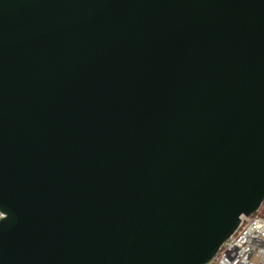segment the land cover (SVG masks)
<instances>
[{
  "label": "water",
  "instance_id": "obj_1",
  "mask_svg": "<svg viewBox=\"0 0 264 264\" xmlns=\"http://www.w3.org/2000/svg\"><path fill=\"white\" fill-rule=\"evenodd\" d=\"M264 203V0H0V264H205Z\"/></svg>",
  "mask_w": 264,
  "mask_h": 264
},
{
  "label": "built area",
  "instance_id": "obj_2",
  "mask_svg": "<svg viewBox=\"0 0 264 264\" xmlns=\"http://www.w3.org/2000/svg\"><path fill=\"white\" fill-rule=\"evenodd\" d=\"M205 264H264V215L242 216L236 231Z\"/></svg>",
  "mask_w": 264,
  "mask_h": 264
},
{
  "label": "rangeland",
  "instance_id": "obj_3",
  "mask_svg": "<svg viewBox=\"0 0 264 264\" xmlns=\"http://www.w3.org/2000/svg\"><path fill=\"white\" fill-rule=\"evenodd\" d=\"M262 211H264V208H262V209H259V210L257 211V214H259V215H261V216H262Z\"/></svg>",
  "mask_w": 264,
  "mask_h": 264
},
{
  "label": "trees",
  "instance_id": "obj_4",
  "mask_svg": "<svg viewBox=\"0 0 264 264\" xmlns=\"http://www.w3.org/2000/svg\"><path fill=\"white\" fill-rule=\"evenodd\" d=\"M262 215H264V211H262Z\"/></svg>",
  "mask_w": 264,
  "mask_h": 264
}]
</instances>
